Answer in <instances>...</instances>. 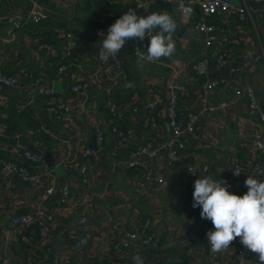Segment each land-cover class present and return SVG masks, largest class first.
<instances>
[{
    "label": "crops",
    "instance_id": "0c3cea01",
    "mask_svg": "<svg viewBox=\"0 0 264 264\" xmlns=\"http://www.w3.org/2000/svg\"><path fill=\"white\" fill-rule=\"evenodd\" d=\"M231 2L243 4V0ZM171 3L166 7L160 5L156 12L173 15L178 8L171 7ZM179 3L181 8L190 10L182 12L184 23L195 28L200 17L198 6ZM248 3L253 21L241 22L235 14L210 18L211 23L222 28L215 32L218 42L209 51L213 60L209 74L199 76L191 70L202 54L207 35L184 36L176 31L173 33L176 51L172 57L138 63L137 56L126 47L122 52L124 71L115 77L112 64L99 58L100 41L106 37L96 31L102 27L107 33L128 11L129 2L111 6L108 0H0V66L21 84L17 87L0 84V262L12 253L16 260L12 264H26L32 258L31 251L39 254L33 264L106 261L108 258L102 255L101 243L112 228L110 218L113 216L112 220L122 231L141 230L146 218H152L150 232L160 240V248L155 250L145 243V236L141 234L133 244L140 247L138 254L133 253L132 246L127 254L116 258L115 264H134L135 256L142 257L144 264H189V261L212 264L205 235L212 223L201 218L200 208L192 207V185L196 179L211 175L215 180L226 181L230 192L243 196L248 191L246 179L233 177L232 159L235 154L247 159L253 150L262 161L264 171V153L256 143V129L260 128L264 134L261 111L250 110L246 99L236 100L232 89L236 84H248L256 89L259 102L264 98V5L251 0ZM36 10L49 14L47 21H51L52 29L55 23L64 27H54L51 33L33 28L31 25L37 23L30 15ZM15 19H20L23 25L13 36L11 29ZM69 32L73 33V39H67ZM5 37L9 38L8 42L3 40ZM46 38L51 44L41 43ZM68 46L72 47L69 53L63 54ZM221 49L230 50L229 66L219 67L216 63L217 55L213 52ZM66 57L68 61L61 63ZM72 62L71 67L59 73L60 65ZM231 67L237 69L232 75ZM39 76L43 77V87H52L73 107L70 117L60 121L48 113L45 108L48 98L44 95L19 113L18 105L28 92L23 86ZM225 76H230L227 84L216 89L207 88L213 79ZM172 80L187 87L180 99L184 114L179 119L185 123L189 112L228 102L224 110L201 113V124L185 139L183 162L176 167L170 164L167 147L173 134L167 109L171 94L167 86ZM80 82L81 89L72 91L71 85ZM128 82L135 86L126 88ZM153 96L160 102L150 110L146 103ZM108 103L120 107L117 119L111 117ZM42 123L51 127L57 138L39 131ZM113 125L129 135V144H124L112 132ZM99 128L107 133L102 154L84 156L87 149H97ZM37 139L48 146L44 162L50 173L48 184L54 187L52 193L41 191L36 182L6 173L1 167L3 162L21 160L35 172L36 166L22 153L25 148L40 151L35 143ZM147 144L150 150L163 147L161 155L150 162L148 168L163 176L165 183L161 186L148 183L143 171L126 164L131 148ZM47 153H52L55 162L51 154L46 158ZM188 163L198 167L197 178L189 176ZM86 166L88 169L84 171ZM259 177L264 180L261 173ZM9 179L10 185H7ZM67 181L73 185L72 199L62 205V187ZM172 204L178 205L181 213L174 211ZM39 209L54 213V231L49 245H42L38 236L32 244L25 243L21 240L24 231L19 228L6 230L13 216L31 214ZM85 210L92 223L80 225ZM182 215L195 228L192 233L185 227ZM71 233L90 235L94 242L89 247H81L70 240ZM242 246L239 238L233 241L227 251L221 252L222 264H259L254 253L247 249L242 251Z\"/></svg>",
    "mask_w": 264,
    "mask_h": 264
},
{
    "label": "built area",
    "instance_id": "2783aa9c",
    "mask_svg": "<svg viewBox=\"0 0 264 264\" xmlns=\"http://www.w3.org/2000/svg\"><path fill=\"white\" fill-rule=\"evenodd\" d=\"M172 1L177 0H108L109 5L116 6L120 4H128L130 3V8H136L137 14L141 16H147L153 12L157 11V8L161 5L163 7L168 6ZM255 3H260L264 5V0H251ZM181 3L184 6H198L201 12V18L196 22L195 28L203 30L207 34V38L204 41V45L202 48V54L200 57L192 64L191 70L196 75H207L212 71L213 68V60L210 55V48L214 47V45L218 42V38L215 35V32L221 29V26L211 23L209 20L211 17L216 15H228L235 14L241 22H249L253 21V15L251 13V9L248 3V0H243V4L234 5L231 0H181ZM49 17V14L45 11L36 10L31 13L30 18L33 22H41L46 20ZM23 25V22L20 19H15L13 21V28L11 29V34L13 36L16 35L17 29H20ZM97 34L100 35L101 32H104L102 27L97 29ZM157 29L153 30L150 35L156 34ZM67 39H73V33H66ZM5 42L9 41L8 37L3 39ZM36 40H39L38 38ZM149 43V38L146 36L144 41L139 40H129L126 42L124 48L130 47L132 54L137 56L140 51H144L146 53V46ZM51 48V47H49ZM71 46H68L65 53H69ZM115 57L109 58V62L112 64L114 71L116 73L115 77L119 76L124 71V62L122 59V52ZM213 53L217 55L216 63L219 67L229 66L231 53L230 50L221 49L215 50ZM74 64H62L59 66V73H62L65 68L71 67ZM230 75L234 74L237 69L231 67ZM239 71V69H238ZM242 73V72H241ZM230 77V76H229ZM220 77L213 79L211 82L207 84V88H218L223 84L228 83V78ZM43 77L39 76L34 79L33 82L28 83L23 86L27 92L26 99H23L18 105V111L23 112L27 108L28 105L35 103L41 95H44L48 98L46 104V110L50 113L54 118L62 121L67 119L73 114V107L69 105V103L63 98V96L57 94L52 87H43ZM0 84L8 86V87H17L20 82L14 75L7 74L3 68L0 66ZM82 82L75 83L71 85L72 91H78L82 87ZM171 94L169 96L168 101V115L169 121L168 124L172 128V136L167 142V147L169 148V159L172 167H176L183 162V150L186 147L185 139L196 132L201 124V113L205 111H219L224 110L228 107L227 101H222L217 105H212L210 107L204 108L202 111H195L187 113L188 121L185 123L179 119L184 112L180 107V99L183 91L186 90L185 84H179L175 80L169 82L167 86ZM235 92V98L238 99H246L250 110L259 111L260 104L259 98L257 97V91L251 85L245 84L240 85L236 84L232 87ZM264 99V98H263ZM88 98L85 99L84 105L86 104ZM160 99L153 96L146 103V108L153 110L159 105ZM108 109L110 110L114 119H117L119 115L120 107L117 104L108 103ZM260 118L264 122V113L260 112ZM148 124V121H147ZM39 131L44 133L49 137L57 138V133L45 123H42L39 127ZM112 132L121 140L124 144H129V135L123 132L117 125L112 126ZM96 144L97 149H87L84 153V156H97L98 154H102L103 148L106 142L107 133L104 129L99 128L97 131ZM256 137H257V148L264 153V134L260 128L256 129ZM36 145L40 147V151H33L31 149L25 148L23 149V156L29 160L32 164L36 166V171L32 172L28 166L22 164L19 161H9L7 162V168L18 174L23 180L36 182L39 189L41 191H45L46 193L54 192V187L48 184V177L50 173L47 171V165L44 162V153L48 146L42 142L41 140H36ZM163 152V147H159L153 150L149 149V144L140 146L138 148H131L127 154L126 164L129 167H134L138 170H141L145 173V180L150 184L155 185H163L165 180L163 176L157 175L148 171L149 163L157 159ZM146 156V158H145ZM75 166V163L71 165ZM263 163L259 157H257L255 151H251L248 155L247 159H243L240 155H233L232 159V168L231 173L233 177L237 179L245 178L251 176L259 181L264 182L262 178L259 177L262 171ZM88 167L84 168V171H87ZM187 172L191 178H197L199 175L198 167L194 163H188ZM11 180H8V184L10 185ZM73 185L71 181L65 182L62 187V195H61V204L67 205L72 199V189ZM192 189L194 190V184L192 185ZM248 190V188L246 187ZM88 198L90 197L89 194ZM98 208V207H97ZM109 233H107L103 239L102 245V255L107 257L108 259L104 261L103 259H99V261L95 262V264H115L116 258H121L129 250H132V246L134 242L138 239V237L142 234L145 236V243L151 244L155 250H159L160 248V240L154 235L151 234V226L153 223L152 218H146L143 223L141 230H132V231H122L121 227L117 225L112 219ZM54 213L46 211L44 209H39L36 212L31 214H18L13 216L6 226V230L10 231L14 228H19L24 233L21 236V240L25 243L32 244L34 240H36L37 236L42 245H49V242L52 238L54 231ZM92 223V218L90 217L87 210L83 211L81 214V218L79 221L80 225H89ZM210 230H214L213 226L210 225L205 230V235L207 239V233ZM70 240L73 242H78L81 247H89L93 244V237L90 235L80 236L76 233H71ZM208 242V239H207ZM210 247V244L208 242ZM77 249V246H76ZM140 247L133 246V253L138 254ZM246 250L244 246H242V251ZM71 252V251H70ZM72 253V252H71ZM32 258L27 260L26 264L35 263L39 254L37 252L31 251ZM254 259L258 261V255L254 253ZM13 261H16L13 254L9 253L5 255L0 264H12ZM210 261L212 264H222L221 261V253H214L210 247ZM189 264H198L195 261H189Z\"/></svg>",
    "mask_w": 264,
    "mask_h": 264
},
{
    "label": "clouds",
    "instance_id": "9594fccd",
    "mask_svg": "<svg viewBox=\"0 0 264 264\" xmlns=\"http://www.w3.org/2000/svg\"><path fill=\"white\" fill-rule=\"evenodd\" d=\"M178 11L189 12L181 8ZM158 29L154 35L153 30ZM178 24L173 15L153 12L147 16L137 14L136 8H129L107 31L101 42L100 60L107 62L115 58L129 40L144 41L149 38L146 53L140 51L138 63L155 62L172 57L176 51L173 33ZM101 36L105 34L100 33ZM132 82L125 84L132 88ZM264 175V171L261 172ZM248 191L237 195L228 190L226 181L215 180L211 175L198 178L194 182L193 208H200L201 218L210 220L214 230L207 233V239L214 253L227 251L233 241L240 243L251 253L258 255L259 264H264V182L251 176L245 180ZM134 264H144L140 256L133 257Z\"/></svg>",
    "mask_w": 264,
    "mask_h": 264
},
{
    "label": "water",
    "instance_id": "95a60500",
    "mask_svg": "<svg viewBox=\"0 0 264 264\" xmlns=\"http://www.w3.org/2000/svg\"><path fill=\"white\" fill-rule=\"evenodd\" d=\"M177 1L180 2L181 0H177ZM179 2H173V3H171V7L178 8V5L181 6ZM173 16H174L175 21H176L177 24H178V29H177V32H178V33H180V34H182V35H184V36H188L189 34L191 35V33L195 34L197 37H200V36L204 37V36H205V34H206L205 31L200 30V29H197V28H190V27H188L187 24L184 23V21H183V13H182L181 11H177V9H176L175 12L173 13ZM206 35H207V34H206ZM49 40H50L49 38H48V39L46 38V39H44L41 43H42V44H43V43H44V44H45V43L51 44V41H49ZM259 104H260V111H261V113H264V99H261L260 102H259ZM95 149H96V148H95ZM50 154H51L52 160L54 161L55 159H53V155H52V153H47V154H46V158H47V156L49 157ZM49 159H50V158H49ZM50 160H51V159H50ZM53 161H52V162H53ZM54 162H55V161H54ZM1 167H3V169H4V171H5L6 173H10V174H11V173H14V172L10 171V170L7 168L5 162L1 163ZM170 206H171L172 209H173L174 211H176L177 213H181V208H180L178 205H176V204H172V205H170ZM182 216H183V215H182ZM183 217H184V216H183ZM184 219H185V223H184V224H185V227L189 229V232H190V233H192V232L195 230V228H194V227H191V225H189L187 217H184Z\"/></svg>",
    "mask_w": 264,
    "mask_h": 264
},
{
    "label": "trees",
    "instance_id": "16d2710c",
    "mask_svg": "<svg viewBox=\"0 0 264 264\" xmlns=\"http://www.w3.org/2000/svg\"><path fill=\"white\" fill-rule=\"evenodd\" d=\"M199 14H200V17H199V19L201 18V12H200V10H199ZM49 18V17H48ZM47 18V19H48ZM47 19L46 20H44V21H41V22H38L36 25H31L33 28H35V29H38V30H40V29H42L43 30V32H53L54 31V27H58V26H60V27H64V25H61V24H58V23H55L54 24V27H53V29L51 28V26H50V22L51 21H47ZM198 19V20H199ZM197 20V21H198ZM196 21V22H197ZM43 22V23H42ZM55 33V36H56V38H58L57 37V32H54ZM72 33V32H71ZM45 34H47V33H45ZM36 36V35H35ZM60 40V39H59ZM68 57H66V58H64V59H62V62L61 63H64L66 60L68 61ZM55 60H57V59H55ZM66 61V62H67ZM109 110V109H108ZM110 111V110H109ZM20 113V112H19ZM110 115H111V117H112V114H111V112H110ZM18 117H22V114H18ZM36 125H38V124H36ZM19 162H21L22 164H24V165H26V163L25 162H23V161H21V160H19ZM27 166V165H26Z\"/></svg>",
    "mask_w": 264,
    "mask_h": 264
}]
</instances>
